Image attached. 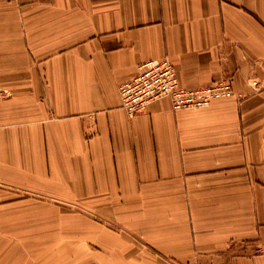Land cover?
<instances>
[{
    "label": "crops",
    "instance_id": "1",
    "mask_svg": "<svg viewBox=\"0 0 264 264\" xmlns=\"http://www.w3.org/2000/svg\"><path fill=\"white\" fill-rule=\"evenodd\" d=\"M162 58L235 93L130 116ZM0 85V264H264V0H0ZM67 204L90 223L40 217ZM47 225L71 254H15Z\"/></svg>",
    "mask_w": 264,
    "mask_h": 264
},
{
    "label": "built area",
    "instance_id": "2",
    "mask_svg": "<svg viewBox=\"0 0 264 264\" xmlns=\"http://www.w3.org/2000/svg\"><path fill=\"white\" fill-rule=\"evenodd\" d=\"M122 107L133 116L142 113L151 102L168 97L174 110L206 106L217 97H230L234 89L230 79L215 80L207 85L194 87L181 83L177 69L168 58L143 62L139 71L118 85ZM8 89L0 85V97H6ZM264 252V245L256 248Z\"/></svg>",
    "mask_w": 264,
    "mask_h": 264
},
{
    "label": "rangeland",
    "instance_id": "3",
    "mask_svg": "<svg viewBox=\"0 0 264 264\" xmlns=\"http://www.w3.org/2000/svg\"><path fill=\"white\" fill-rule=\"evenodd\" d=\"M41 200H37L36 203L41 202ZM46 202H51V201H47V200H43ZM52 204H54L53 202H51ZM90 205V204H89ZM68 207H70L72 210L74 211H80L83 214H59V213H54V214H47V215H42L40 217H46V219H48L49 222H64V223H73V222H78V223H90V214L88 213L90 210V206H86V204L84 205H79V207L73 208L74 206L67 204ZM29 218L32 219V224H37V222H39L38 220V216H34L31 215L29 216ZM96 218L99 220V222H103V217L102 216H96ZM45 219V218H44ZM44 219L40 220L43 221ZM48 222V224H49ZM47 229L46 231L44 230H32V231H23V232H19L16 231L15 234V238L16 240H18L17 242H21L23 240H20L21 238L23 239V237H27V238H44L48 241L47 245L45 247H30V246H22L20 243L19 246L15 247V254L20 256L21 258L25 255L26 257L28 256H33L34 254L40 255L41 257H46L47 260H51V258H53L56 254L58 253H63V254H71V246H68L66 244H62V241L64 240H60L61 238L64 239V237L62 236V233L60 234V232L57 230H53L50 229V227L47 225L46 226ZM52 227V226H51ZM23 233V236H22ZM65 233H69V232H65ZM98 248V247H97ZM92 249V247H91ZM100 249V248H99ZM84 248L80 247V254L84 252ZM32 254V255H29Z\"/></svg>",
    "mask_w": 264,
    "mask_h": 264
}]
</instances>
